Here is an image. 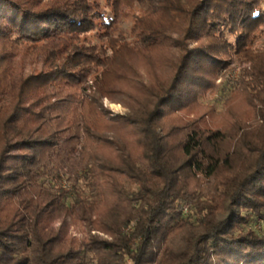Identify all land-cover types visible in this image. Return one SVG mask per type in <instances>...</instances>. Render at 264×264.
I'll return each mask as SVG.
<instances>
[{"label": "trees", "instance_id": "1", "mask_svg": "<svg viewBox=\"0 0 264 264\" xmlns=\"http://www.w3.org/2000/svg\"><path fill=\"white\" fill-rule=\"evenodd\" d=\"M262 28L264 0H0V264H264Z\"/></svg>", "mask_w": 264, "mask_h": 264}, {"label": "rangeland", "instance_id": "2", "mask_svg": "<svg viewBox=\"0 0 264 264\" xmlns=\"http://www.w3.org/2000/svg\"><path fill=\"white\" fill-rule=\"evenodd\" d=\"M143 6L139 5L138 3H131L129 6H122L121 10L119 12L118 17L116 18V21L114 23V34L117 35L118 37L122 38H130L131 33L130 27L133 21V17L135 14L140 13L142 10ZM256 44H262L264 43V28L261 29L260 35L256 38ZM13 75L16 76L18 73H27L31 68L34 66H39L38 61H29L28 58H24V60L21 62L15 58V62L13 64ZM240 69V65L237 62L231 63V69L227 73V80L220 86L218 93L214 96L211 97L208 101L209 103H213L216 107L217 110H221L223 105V99L229 95V91L231 89V82L235 79L237 76V73ZM219 79H217L218 81ZM90 83V81H89ZM103 105L107 107L112 114L116 113H122L124 112L125 108L124 106L117 100V101H112L107 99L106 97L102 98ZM70 156L71 158L65 163L62 164V169L69 175L71 170L76 167L79 163L78 161V153L77 152H71L70 151ZM66 176V175H65ZM64 176V177H65ZM63 184H66V182L63 180ZM65 219V221H68V217H64L63 215H60V217L56 220H52L50 222L51 226L57 225L58 222L61 220ZM261 224H264V222H260L259 219H257L253 226L258 229L259 232H264V226H261ZM261 226V227H259ZM80 227L74 226L73 224L69 225V231L72 233L75 232L77 234L80 233ZM5 256L0 253V263L4 260Z\"/></svg>", "mask_w": 264, "mask_h": 264}]
</instances>
